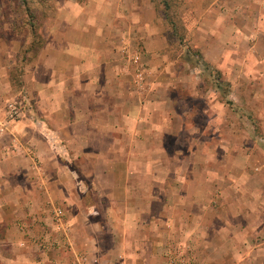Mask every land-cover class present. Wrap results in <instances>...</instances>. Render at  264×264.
Instances as JSON below:
<instances>
[{
  "label": "crops",
  "instance_id": "0c3cea01",
  "mask_svg": "<svg viewBox=\"0 0 264 264\" xmlns=\"http://www.w3.org/2000/svg\"><path fill=\"white\" fill-rule=\"evenodd\" d=\"M46 23L34 55L0 38V264H264V0H83Z\"/></svg>",
  "mask_w": 264,
  "mask_h": 264
},
{
  "label": "rangeland",
  "instance_id": "374dc122",
  "mask_svg": "<svg viewBox=\"0 0 264 264\" xmlns=\"http://www.w3.org/2000/svg\"><path fill=\"white\" fill-rule=\"evenodd\" d=\"M27 5H24L21 0H0V38L4 42H9L12 39H18L19 45L23 46L24 52L28 48L30 55L35 54V50L42 44L44 40V31L46 28L47 19L55 14L60 6L69 2L83 0H27ZM30 13L33 14L34 21L30 18ZM34 24V31L32 25ZM27 43V44H26ZM41 46V45H40ZM19 69L15 71V75L19 74ZM15 82H19L14 80ZM17 102L22 107L23 113L27 112L28 104L22 98L10 100ZM9 101V102H10ZM230 104V102H228ZM233 105V104H230ZM240 108V106H239ZM246 105L240 110L245 109Z\"/></svg>",
  "mask_w": 264,
  "mask_h": 264
},
{
  "label": "built area",
  "instance_id": "2783aa9c",
  "mask_svg": "<svg viewBox=\"0 0 264 264\" xmlns=\"http://www.w3.org/2000/svg\"><path fill=\"white\" fill-rule=\"evenodd\" d=\"M139 54H136L132 58V62L138 67L135 73V78L138 85L143 88L146 84V68L140 62ZM23 115L22 107L19 106L17 102H8L4 111V122L1 124H5L6 122H12L18 120ZM53 221H54V232L60 234V239L58 243H64L68 245L69 242V228L70 226L67 224L65 219V212L62 208H55L53 210ZM56 241V242H57ZM55 244V241H54ZM69 246V245H68ZM80 264H93L87 260V258L83 257L80 259ZM169 264H194V262L187 258L184 254H180L178 252V248L170 254Z\"/></svg>",
  "mask_w": 264,
  "mask_h": 264
},
{
  "label": "trees",
  "instance_id": "16d2710c",
  "mask_svg": "<svg viewBox=\"0 0 264 264\" xmlns=\"http://www.w3.org/2000/svg\"><path fill=\"white\" fill-rule=\"evenodd\" d=\"M21 1H23V3H24V5H27V7H26V10H27V8H28V1L27 0H21ZM168 8H170V6H168ZM28 10H29V8H28ZM30 18H31V20H33L34 21V18H33V14L32 13H30ZM32 28H33V31H34V24L32 25ZM42 43H43V41H42ZM40 45L42 46V44L40 43ZM40 45H38V47L36 48V52L39 50V48L41 47Z\"/></svg>",
  "mask_w": 264,
  "mask_h": 264
}]
</instances>
